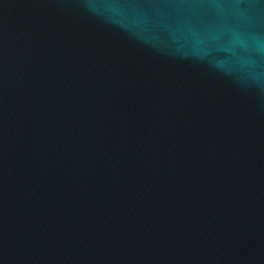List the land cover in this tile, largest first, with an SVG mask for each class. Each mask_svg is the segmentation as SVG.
Returning <instances> with one entry per match:
<instances>
[{
  "label": "water",
  "instance_id": "95a60500",
  "mask_svg": "<svg viewBox=\"0 0 264 264\" xmlns=\"http://www.w3.org/2000/svg\"><path fill=\"white\" fill-rule=\"evenodd\" d=\"M0 264H264V0H0Z\"/></svg>",
  "mask_w": 264,
  "mask_h": 264
}]
</instances>
